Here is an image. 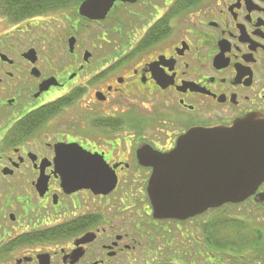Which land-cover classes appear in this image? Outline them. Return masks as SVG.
<instances>
[{
  "label": "flooded vegetation",
  "instance_id": "flooded-vegetation-1",
  "mask_svg": "<svg viewBox=\"0 0 264 264\" xmlns=\"http://www.w3.org/2000/svg\"><path fill=\"white\" fill-rule=\"evenodd\" d=\"M81 1L0 11V264H198L219 208L158 218L147 188L190 129L264 117V0H117L101 19ZM91 163L111 190L63 186Z\"/></svg>",
  "mask_w": 264,
  "mask_h": 264
},
{
  "label": "water",
  "instance_id": "water-1",
  "mask_svg": "<svg viewBox=\"0 0 264 264\" xmlns=\"http://www.w3.org/2000/svg\"><path fill=\"white\" fill-rule=\"evenodd\" d=\"M115 1L82 0L78 12L101 19ZM74 44L75 37H71V49ZM29 51L32 57L35 49ZM161 157L147 188L158 218L185 219L223 204L242 203L251 196L256 202L264 201V191L256 192L264 182V117L192 128L179 137L172 152ZM76 161L88 166L91 159ZM68 171L72 175L63 177V186L68 190L88 187L108 192L115 185V178L106 174L104 166L93 167L91 163L90 167L64 172Z\"/></svg>",
  "mask_w": 264,
  "mask_h": 264
},
{
  "label": "rangeland",
  "instance_id": "rangeland-1",
  "mask_svg": "<svg viewBox=\"0 0 264 264\" xmlns=\"http://www.w3.org/2000/svg\"><path fill=\"white\" fill-rule=\"evenodd\" d=\"M77 6V5H76ZM70 9L73 8V5L69 6ZM69 7H63L69 9ZM62 8H58L61 11ZM57 10V9H55ZM69 11V10H68ZM67 13H70L67 12ZM66 40H59L57 45L54 48L57 49H68V44L65 43ZM30 43V42H29ZM36 43L42 50H47L50 48V43L46 39L37 40ZM82 45V43H81ZM81 45L78 47L82 49ZM236 206H230L223 210L217 212L219 213L218 221L219 223L216 225V221L213 220L212 216L215 213H205L202 216L205 241L204 250H203V259L199 261L198 264H263L261 259L253 258L252 256V248L254 246L264 243V201L255 202V201H244L242 204ZM241 214V215H240ZM237 216V217H234ZM212 224L216 225L218 230V242L207 243L208 236H211V231L213 230ZM193 226L196 229L195 224L192 222H187V227L190 229ZM205 232L206 236H205ZM243 236L246 239L244 244ZM206 239V240H205ZM235 243L231 250L221 251L219 248L220 243ZM241 242L244 244H241ZM263 246V245H262ZM264 247V246H263ZM227 252L235 253L236 255H245L244 258H240L239 256L231 258L227 254Z\"/></svg>",
  "mask_w": 264,
  "mask_h": 264
},
{
  "label": "trees",
  "instance_id": "trees-1",
  "mask_svg": "<svg viewBox=\"0 0 264 264\" xmlns=\"http://www.w3.org/2000/svg\"><path fill=\"white\" fill-rule=\"evenodd\" d=\"M80 2V0H0V11L7 15L10 20L17 21L21 20L23 18L33 16L36 14L52 11L58 8H63L71 5H77ZM248 201V199L246 200ZM243 203V202H242ZM238 203V205L242 204ZM236 206L237 204H224L219 207V211L223 210L225 208H228L230 206ZM241 215V214H240ZM235 216V215H234ZM237 217V216H235ZM205 232V236H206ZM207 243H211L210 245L213 246L212 238L211 236L206 237ZM206 240V239H205ZM245 238L243 236V242H245ZM259 243V245L254 246L252 248V256L253 258H259L261 259V262L264 264V243ZM235 243H220L219 248L221 251L225 250H231L230 248H233V245ZM241 244H243L241 242ZM243 244V245H244ZM263 245V246H262ZM234 249V248H233ZM233 249L231 251H233ZM229 257L234 258L239 256L240 258H244L245 255H236L235 253L227 252Z\"/></svg>",
  "mask_w": 264,
  "mask_h": 264
}]
</instances>
